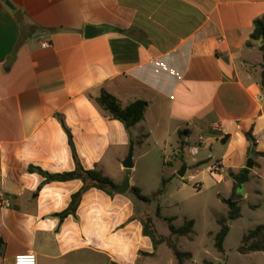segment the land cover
<instances>
[{
	"label": "crops",
	"instance_id": "crops-1",
	"mask_svg": "<svg viewBox=\"0 0 264 264\" xmlns=\"http://www.w3.org/2000/svg\"><path fill=\"white\" fill-rule=\"evenodd\" d=\"M7 1L13 9L0 0V203L10 205L0 206V264L27 251L36 264H177L165 244L154 251L143 236L138 218L145 213L127 192L110 197L89 189L75 215L60 221L57 214L82 183L50 182L38 190L44 178L30 167L61 174L78 163L120 186L131 171L122 164L133 142V166L148 154L162 164L166 156L164 165L177 176L187 160L191 167L215 161L222 167L213 174L215 196L240 206L254 177L264 195L263 40L246 47L254 21L264 16V0ZM88 26L101 32L87 38ZM103 91L123 106L145 101L144 120L125 129L97 105ZM181 142L182 162L172 156ZM243 170L248 181L234 189L233 177ZM227 213L228 207L215 216L212 239ZM241 219L229 223L223 252L215 249L202 264L244 258L264 264V250H237L250 231L227 247Z\"/></svg>",
	"mask_w": 264,
	"mask_h": 264
},
{
	"label": "rangeland",
	"instance_id": "rangeland-1",
	"mask_svg": "<svg viewBox=\"0 0 264 264\" xmlns=\"http://www.w3.org/2000/svg\"><path fill=\"white\" fill-rule=\"evenodd\" d=\"M190 140L192 147L198 148L196 139L193 136ZM211 150L213 151L212 155L215 156V149L211 148ZM206 151L209 152L207 147ZM135 156L137 157L138 154ZM214 162L209 166L211 167ZM191 165L190 160H187V166L192 169ZM194 167L199 172L196 179L197 186L171 174L169 167L162 164L161 160L156 162L152 154L145 155L139 160L136 159L135 166L131 168L127 177L134 183L133 186L139 188L141 193L146 196H150L160 190L162 181L165 180V193L151 204L140 202L131 197L129 193H126V195L133 200L135 207H140L143 213L152 218L159 235H169L165 218H171V225L174 227L182 226L185 220L193 221L195 226L190 239L177 237L173 238V240L177 243L180 251L192 254V260L202 264L203 259L215 257L214 241L208 233L215 232V228H217L215 216L223 215L227 207L222 202L221 197L215 196V183L212 184L215 179L210 174L207 165ZM258 171L261 173L260 170ZM246 188L250 198L248 201L240 203L242 219L233 226L229 235L226 245L230 248L240 243L242 230L247 233L254 230L260 223H264L262 181L254 177L246 185ZM240 192V189L236 190L237 194ZM222 196L226 197L225 194H222ZM250 205H255L256 207L252 208ZM157 208L160 209L158 217L156 216ZM255 262V259L244 258L237 260L235 264H253ZM187 264H192L191 260Z\"/></svg>",
	"mask_w": 264,
	"mask_h": 264
},
{
	"label": "trees",
	"instance_id": "trees-1",
	"mask_svg": "<svg viewBox=\"0 0 264 264\" xmlns=\"http://www.w3.org/2000/svg\"><path fill=\"white\" fill-rule=\"evenodd\" d=\"M254 28L253 32L250 36L249 41L246 43V47H251L254 42L264 41V16L258 18L253 23ZM262 56L264 58V43L259 47ZM259 84L262 90H264V64L262 65V70L260 72ZM97 105L105 112H107L112 119L119 121L125 129H130L141 121L144 120L147 103L142 100L133 101L125 106L121 104V102L116 99L114 96L109 94L106 91L101 92L99 97L96 99ZM61 126L65 133L67 134L69 146L72 149L73 157L76 161V155L74 152L72 137L70 135L69 130L66 128L64 122L60 120ZM181 135V134H180ZM145 136H141L140 139H144ZM247 138L250 140V136L247 134ZM185 143L181 142L178 146V153L173 154V158L179 159L181 162L183 161L182 153L185 148ZM204 163H198L196 166L203 165ZM29 171L32 173H37L41 177L44 178L42 184L38 187V190L42 188L43 185L50 182H70L78 180L82 183L81 188L74 194L71 195L70 203L68 207L61 213L57 214V217L62 221L66 217L75 215L79 203L81 201L82 196L89 189H98L110 197H113L117 194L115 189L118 187L110 178L103 176L99 171L96 170H85L79 166L77 163L75 169L71 172H65L61 174H49L44 172L40 168L30 167ZM248 170L241 171L238 175L233 177V188H240L244 183L248 181ZM166 181H162V188L156 191L154 194L150 196L143 195L140 189L136 187H130L127 191L131 197L134 199L143 202L145 204H151L160 196L165 193ZM222 201L228 207V213L225 217L220 218L217 223L219 225V231L214 235V248L222 253L223 252V242L229 232V223L233 222L240 218L241 209L237 202L231 199H222ZM160 213L159 208L156 210V215L158 216ZM132 219V218H131ZM134 219V218H133ZM132 219V220H133ZM142 226V234L143 236L150 239L153 250L161 245L165 244L172 252L177 264H186L188 261L192 259V255L190 253L182 252L178 249V245L173 240V238L186 237L188 239L193 235V227L194 222L191 220H185L182 226L174 227L171 225L172 219L165 218V221L168 224L169 235L161 236L156 231L153 220L148 215H143L138 218ZM264 227L259 226L254 230L248 232L245 236H243L241 245L238 247V252L245 254L247 252H255V251H263L264 250V235H263ZM146 255V254H143Z\"/></svg>",
	"mask_w": 264,
	"mask_h": 264
},
{
	"label": "built area",
	"instance_id": "built-area-1",
	"mask_svg": "<svg viewBox=\"0 0 264 264\" xmlns=\"http://www.w3.org/2000/svg\"><path fill=\"white\" fill-rule=\"evenodd\" d=\"M49 45L50 44L48 42L43 43L44 47H49ZM198 142H199V144H202L203 138H201V137L198 138ZM163 162H164V164H167L169 162V158L165 156L163 158ZM208 170H209L210 174L213 175V174H215V172L221 171L222 167H221L220 163L214 162L211 165V167H209ZM197 174H198V171L195 168H193V167H192V169L188 168L184 173L183 180H185L187 183L194 184L195 186H197V183H196ZM0 198H2L1 192H0ZM9 205L10 204L7 200L1 199V203H0L1 207L8 208ZM13 264H36V256L31 251H27L25 253L18 254L14 257Z\"/></svg>",
	"mask_w": 264,
	"mask_h": 264
},
{
	"label": "water",
	"instance_id": "water-1",
	"mask_svg": "<svg viewBox=\"0 0 264 264\" xmlns=\"http://www.w3.org/2000/svg\"><path fill=\"white\" fill-rule=\"evenodd\" d=\"M4 3L7 7H9L10 9H13L12 5L7 0H4ZM100 32H101L100 29L93 28L90 26L85 28V36L87 38L94 37L97 34H99ZM261 44H263V41L261 42ZM132 156H133V142L130 143L127 157L125 158V161L122 164L126 170H130L131 168H133ZM246 168L247 169L252 168V160L251 159H248L247 164H246ZM186 170H187V165L183 164L181 166L180 170L177 172V176L179 178H183ZM129 189H130L129 178L126 176L123 180V183L120 186H118L115 189V191L119 194H125Z\"/></svg>",
	"mask_w": 264,
	"mask_h": 264
}]
</instances>
